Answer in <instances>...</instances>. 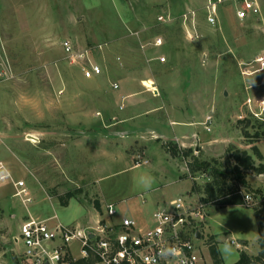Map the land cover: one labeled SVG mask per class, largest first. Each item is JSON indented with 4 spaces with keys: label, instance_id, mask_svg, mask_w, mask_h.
I'll return each mask as SVG.
<instances>
[{
    "label": "rangeland",
    "instance_id": "1",
    "mask_svg": "<svg viewBox=\"0 0 264 264\" xmlns=\"http://www.w3.org/2000/svg\"><path fill=\"white\" fill-rule=\"evenodd\" d=\"M209 1L0 0V67L10 71L0 80V175H6L0 177V264H24L13 236L29 213L55 214L91 230L99 222L118 223L124 214L150 222L163 198L196 200L201 195L192 191V180L204 184L208 176H189L184 159H172L164 143L192 142L194 154L207 160L230 146L252 152L253 143L264 153V134L244 132L255 131V120L264 122L246 101L252 97L255 109L264 102V0L259 14L243 19L237 0H214V24L207 18ZM65 39L74 53L88 50L101 74L83 76L88 61L72 58ZM209 114L211 130L205 128ZM245 117L253 121L248 127ZM245 175L256 191L242 190L254 205L220 209L209 203L208 223L218 209L233 227L249 225L243 227L247 239L218 234V241L209 227L199 264H215L213 242L221 264L242 251L260 252L254 234L257 219L264 235V174L248 169ZM70 190L74 195L64 205L59 195ZM110 202L117 209L112 217Z\"/></svg>",
    "mask_w": 264,
    "mask_h": 264
},
{
    "label": "built area",
    "instance_id": "2",
    "mask_svg": "<svg viewBox=\"0 0 264 264\" xmlns=\"http://www.w3.org/2000/svg\"><path fill=\"white\" fill-rule=\"evenodd\" d=\"M207 10L208 21L214 24L217 21L216 1L210 0ZM260 12V0L236 1V14L241 19ZM161 43V38L156 39V45ZM63 47L79 63L86 58L88 65H82L83 76L101 74L102 66L91 59L88 50L74 53L68 39L63 41ZM159 59L166 61L167 57L162 55ZM254 60L259 62L261 57L257 56ZM262 63L264 65V61ZM9 73L7 66L0 67V80L8 77ZM112 86L118 88L119 84L113 82ZM246 101L250 113L264 121V105H261L264 102L259 101V109H255L252 97ZM239 118H243V115H239ZM211 120L212 116L207 115V130H211L207 124ZM147 161L142 160L143 163ZM2 168L3 163L0 162V170ZM5 176L0 175L1 179ZM21 191L26 193L27 189L24 187ZM243 194L244 204L254 205L252 196L244 191ZM24 201H31V197ZM208 207L209 203L199 197L194 200L178 196L160 202L152 212L150 222L122 215L118 223L99 222L91 230L78 224L62 223L58 221L57 215L39 218L29 213L27 219L19 225L13 241L22 247L24 264H79L80 259L90 255L105 264H199L202 246H206L208 241ZM116 211L114 203L106 204V212L110 217ZM53 219H57V222H52ZM196 241H202V244ZM232 242L235 240L232 239ZM236 244L240 245L239 242Z\"/></svg>",
    "mask_w": 264,
    "mask_h": 264
},
{
    "label": "trees",
    "instance_id": "3",
    "mask_svg": "<svg viewBox=\"0 0 264 264\" xmlns=\"http://www.w3.org/2000/svg\"><path fill=\"white\" fill-rule=\"evenodd\" d=\"M246 118V117H245ZM247 127L252 123V119L246 118ZM258 122V123H257ZM251 124L255 131L250 133L248 129H244L246 135H251L253 138L260 137L264 131L260 130L262 124L259 120ZM253 143V141H252ZM166 149L174 157H182L188 169V175H195L197 172L205 173L208 180L204 184H199L195 179L192 180V191L200 193V199L217 205L220 207L231 204H244V194L242 188L255 192L250 183L247 181L245 170L254 169L258 174H264V157L258 145L252 144V152L244 148L230 146L226 149V153L219 158L212 160L201 159L194 154L193 147H182L179 143L169 141L164 143ZM257 159L260 161L257 162ZM231 174L234 176L231 177ZM74 195L73 191H68L64 195H59L61 202L68 204L69 198ZM97 209L100 210V204L96 203ZM212 237V235H211ZM260 244V252L251 256L246 251L240 253L239 258L231 264H264V235L258 238ZM210 254L215 264H221L220 250L216 243H212L209 248ZM99 262L97 257L92 255L80 259L79 264H95Z\"/></svg>",
    "mask_w": 264,
    "mask_h": 264
},
{
    "label": "crops",
    "instance_id": "4",
    "mask_svg": "<svg viewBox=\"0 0 264 264\" xmlns=\"http://www.w3.org/2000/svg\"><path fill=\"white\" fill-rule=\"evenodd\" d=\"M150 128H153L151 125L150 126H147V129H150ZM134 130V129H133ZM184 131H185V133L187 132V134L188 135H190V136H193L194 138H195V140H196V137L195 136H199V134H197V132L195 131V130H192L191 129V131L190 130H188V129H185L184 128ZM175 132H177L176 130H174V133ZM134 134V133H133ZM133 134H131V135H133ZM195 134H197V135H195ZM127 136H129V135H127ZM175 136L176 137H178L176 134H175ZM132 137H134V135L132 136ZM179 138V137H178ZM198 138H200V136L198 137ZM133 140V139H132ZM212 141V140H211ZM260 141H258V143H259ZM192 143V142H191ZM191 143H190V145L189 146H191ZM258 145V147H259V149L261 150V148H260V146H259V144H257ZM169 152V151H168ZM261 152H262V150H261ZM262 154H263V156H264V153L262 152ZM171 155V154H170ZM172 156V155H171ZM172 159H174L175 157L174 156H172L171 157ZM185 166H186V163H185ZM185 169L186 170H188L187 169V166L185 167ZM187 173H188V171H187ZM165 198H163V199H161V200H158L157 202H156V204H157V206H158V204L160 203V202H162V200H164ZM144 202V201H143ZM232 205H235V204H232ZM236 205H241L242 206V204H236ZM156 206V207H157ZM228 206V205H227ZM224 207H226V206H224ZM224 207H219L220 209H222V208H224ZM154 211V210H153ZM152 211V212H153ZM216 213H215V215L216 216H214L212 219H211V221H210V223H208V226H207V230H208V228L210 227V231H209V233L212 235V234H214V236H215V238L219 241V239H218V234L219 235H221V236H225V235H228V234H232V235H235L236 237H243L245 240L247 239V238H245V236H244V233L247 231V229H245V228H243V227H249V225L247 224V225H245V226H243V227H233L232 225H230L229 223H227V221L224 219V218H220V211L218 210V209H216V211H215ZM55 215V214H54ZM124 215H128V214H124ZM254 215L255 216H257L255 213H254ZM128 216H131V215H128ZM49 217V216H48ZM134 217V216H133ZM138 219V218H137ZM139 220V219H138ZM96 221H97V219H96ZM141 222H145L146 220H140ZM76 224V223H75ZM216 224L217 225H219L220 226V229H217V226H216ZM80 225V224H79ZM251 226H252V231H253V234H254V223L253 224H251ZM255 227H257V231H256V233L254 234L255 235V237L258 239L259 237H260V228H259V220H257L256 219V223H255ZM98 263V262H97ZM102 263V262H101ZM96 264V263H95Z\"/></svg>",
    "mask_w": 264,
    "mask_h": 264
}]
</instances>
